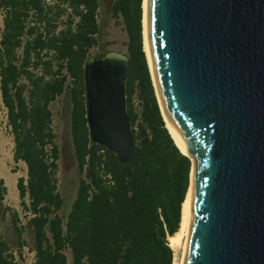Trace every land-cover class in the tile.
<instances>
[{
	"label": "trees",
	"instance_id": "16d2710c",
	"mask_svg": "<svg viewBox=\"0 0 264 264\" xmlns=\"http://www.w3.org/2000/svg\"><path fill=\"white\" fill-rule=\"evenodd\" d=\"M102 8V0H0L1 102L13 160L26 166L17 180L26 222L12 211L18 252L0 234V264H19L25 233L34 264H69L67 252L71 264H173L169 236L180 227L192 160L175 143L158 103L144 49L143 0H112L109 13ZM110 19L121 22L127 37L134 155L126 168L89 138L85 65L89 56L107 52ZM65 92L77 174L68 211L52 108Z\"/></svg>",
	"mask_w": 264,
	"mask_h": 264
},
{
	"label": "water",
	"instance_id": "95a60500",
	"mask_svg": "<svg viewBox=\"0 0 264 264\" xmlns=\"http://www.w3.org/2000/svg\"><path fill=\"white\" fill-rule=\"evenodd\" d=\"M145 12L175 143L194 161L185 264H264V0H145ZM128 68L116 50L85 65L90 141L125 168Z\"/></svg>",
	"mask_w": 264,
	"mask_h": 264
},
{
	"label": "rangeland",
	"instance_id": "374dc122",
	"mask_svg": "<svg viewBox=\"0 0 264 264\" xmlns=\"http://www.w3.org/2000/svg\"><path fill=\"white\" fill-rule=\"evenodd\" d=\"M112 0H102V12L109 13ZM2 24V11L0 10V25ZM126 33L119 20L110 19L109 25L104 35V47L107 51L116 50L126 52ZM68 93L65 92L59 101H56L52 108L54 111L53 127L58 133L61 156L59 160V188L64 196V211H68L75 196L77 187V174L74 165L71 139L68 129L69 114ZM13 135L6 126V113L1 102L0 93V186L4 187V198L0 199V234L9 241L13 251L17 254L16 237L11 221L12 211L19 213L21 223L26 222V216L20 203L17 180L20 176H26V166L23 162L15 163L13 160ZM3 179V183H1ZM28 201V198H26ZM8 211L4 215V209ZM27 244L22 248V258L19 264H34L35 252L32 250L31 237L25 233ZM68 261L71 264L69 252Z\"/></svg>",
	"mask_w": 264,
	"mask_h": 264
},
{
	"label": "bare ground",
	"instance_id": "6f19581e",
	"mask_svg": "<svg viewBox=\"0 0 264 264\" xmlns=\"http://www.w3.org/2000/svg\"><path fill=\"white\" fill-rule=\"evenodd\" d=\"M145 24H146V12H145V0H143V38H144V49L146 52L147 60H148V65L149 69L151 72V77L152 81L154 84L156 96L158 99V103L160 105L161 112L163 114V117L165 119L166 125L169 128L175 142L176 138L174 136V133L172 131V128L170 126L169 120L166 115V111L156 84V80L154 77V73L150 64L148 52L146 49V43H145ZM178 145V144H177ZM180 148V147H179ZM185 153V152H184ZM192 158V157H191ZM192 169L190 173V184L189 188L186 193V197L182 203V209H181V222H180V227L178 231L174 234L169 236V244L174 250V260L173 264H185V256H186V242H187V237L189 234L190 226H191V221L193 217V209H192V203H191V190H192V184H193V179H194V161L192 159Z\"/></svg>",
	"mask_w": 264,
	"mask_h": 264
}]
</instances>
